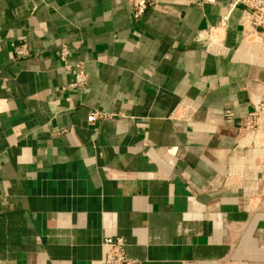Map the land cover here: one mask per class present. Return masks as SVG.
I'll return each instance as SVG.
<instances>
[{"label": "crops", "instance_id": "crops-1", "mask_svg": "<svg viewBox=\"0 0 264 264\" xmlns=\"http://www.w3.org/2000/svg\"><path fill=\"white\" fill-rule=\"evenodd\" d=\"M135 1L0 0V264H102L107 238L143 264H264V214L218 182L264 97L245 9L157 0L136 20Z\"/></svg>", "mask_w": 264, "mask_h": 264}, {"label": "built area", "instance_id": "built-area-1", "mask_svg": "<svg viewBox=\"0 0 264 264\" xmlns=\"http://www.w3.org/2000/svg\"><path fill=\"white\" fill-rule=\"evenodd\" d=\"M155 1L157 0H136L133 3L134 18L140 19ZM217 2L218 0H203L204 4L210 5ZM238 5L243 6L246 12L243 23L244 40L251 46L258 47L261 57L264 58V0H237L235 6ZM229 19V15L222 18L221 30L227 29ZM206 50L215 55H222L225 48L222 41L211 36L207 39ZM58 53L66 69L73 74L70 88L85 89L88 76L83 65H68L69 50L65 46ZM198 109L195 104H185L180 108L178 115L183 119H191ZM104 117L93 113L88 117V122L94 123L98 118ZM218 182L225 192L236 195L237 205L249 218L264 214V97L254 105L253 111L239 126L235 147L228 158L227 173L223 178H219ZM102 247L105 252L102 264H143L139 259L128 255L127 244L122 238H107Z\"/></svg>", "mask_w": 264, "mask_h": 264}]
</instances>
